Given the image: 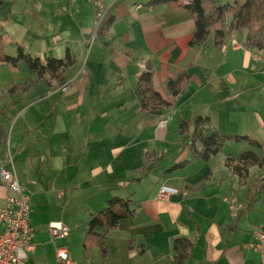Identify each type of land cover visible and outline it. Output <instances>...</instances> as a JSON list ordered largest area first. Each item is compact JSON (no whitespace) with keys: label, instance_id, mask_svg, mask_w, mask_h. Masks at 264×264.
Returning <instances> with one entry per match:
<instances>
[{"label":"crops","instance_id":"obj_1","mask_svg":"<svg viewBox=\"0 0 264 264\" xmlns=\"http://www.w3.org/2000/svg\"><path fill=\"white\" fill-rule=\"evenodd\" d=\"M2 1L0 53L14 56L19 46L42 61L68 53L76 60L59 85L46 89L39 81L12 97L8 88L34 76L23 61L0 64L6 133L0 169L12 170L31 197L34 251L25 264H60L55 246L67 248L69 264H174L177 238L193 243L185 264H260L250 242L264 228L258 209L264 191L260 204L247 207V198L242 207L239 180L224 166L238 148H252L229 142L208 162L195 159L167 170L188 160L177 126L197 116L209 118L208 134L256 142L264 162V75L253 60L264 52L246 48L245 33H228L220 47L210 33L204 45L190 48L194 18L181 7L188 0L155 6H147L154 0H105L110 17L95 39L88 0ZM147 62L154 89L171 107L144 116L136 80ZM183 72L188 84L173 97L168 84ZM6 153L11 164L4 163ZM146 153H163L165 161L124 186L141 175ZM162 186L177 194L159 198ZM10 195L0 183V208ZM114 197L131 199L135 214L116 230L97 229L108 254L103 258L94 249L85 259L86 220ZM51 223L66 227L68 236L53 241Z\"/></svg>","mask_w":264,"mask_h":264},{"label":"trees","instance_id":"obj_2","mask_svg":"<svg viewBox=\"0 0 264 264\" xmlns=\"http://www.w3.org/2000/svg\"><path fill=\"white\" fill-rule=\"evenodd\" d=\"M180 0H154L147 6H155L166 3H178ZM181 7L187 9L194 18V31L188 41L190 48L205 44L210 33L213 34L215 47H220L228 33L246 34L244 46L248 49L264 52V0H232L231 4L215 5L214 0H188L181 3ZM3 1L0 0V11ZM111 21V18L109 22ZM108 22V23H109ZM23 61L34 76V80L14 85L6 90V95L12 97L15 94L26 93L43 81L46 89H51L62 83L65 75L76 64L75 58L69 53L63 59L49 58L44 61L32 56L21 47H15V55L8 56L0 53V64L15 65ZM153 67L147 62L142 72L137 76L136 94L139 101V110L144 116L156 111L167 110L171 103L165 101L154 89L152 84ZM189 81L186 72L181 73L176 80L168 84L173 97L183 93ZM209 118L197 116L192 119L182 120L177 126L180 150H187L189 158L186 161L174 164L167 172L182 169L186 164L195 159L208 162L216 156L226 143L239 144L246 142L252 149L241 153L237 157L228 156L224 161L227 171L239 181L246 180L253 167L262 168L263 153L261 146L245 136L221 135L217 132L208 134ZM6 133L0 121V147L4 144ZM165 161V154L146 153L144 167L141 175L127 183L139 182L152 169ZM117 187L111 186L110 190ZM251 194L247 196L250 207L260 198L264 191V175L252 185ZM133 201L129 198L114 197L107 201L106 206L88 216L86 230L82 242L84 258L87 259L92 250L97 249L101 257L105 258L108 250L105 244V236L97 233V229L106 232L118 229L120 221L133 217L135 212L131 209ZM193 243L187 238H177L172 242L174 264H185L190 258Z\"/></svg>","mask_w":264,"mask_h":264},{"label":"built area","instance_id":"obj_3","mask_svg":"<svg viewBox=\"0 0 264 264\" xmlns=\"http://www.w3.org/2000/svg\"><path fill=\"white\" fill-rule=\"evenodd\" d=\"M94 10L92 39H95L110 17L105 0H88ZM255 62L262 64L264 75V58L255 54ZM66 92L67 88L62 89ZM4 163L11 164L8 153L4 155ZM0 183L5 185L11 195L6 198L4 207L0 208V264H25L34 251V229L31 225V197L19 184L14 173L0 169ZM177 194L173 188L162 186L159 198ZM49 233L53 239L61 240L68 236V229L60 223H51ZM250 247L258 254L260 264H264V228L253 233ZM57 261L69 264L68 250L65 246H55Z\"/></svg>","mask_w":264,"mask_h":264},{"label":"rangeland","instance_id":"obj_4","mask_svg":"<svg viewBox=\"0 0 264 264\" xmlns=\"http://www.w3.org/2000/svg\"><path fill=\"white\" fill-rule=\"evenodd\" d=\"M215 2V5H223V4H231L232 3V0H214ZM259 52H262V51H259ZM264 54V53H263ZM239 152L237 156H239L241 153L245 152V150L243 151H240V148H238ZM249 150V149H248ZM170 155V153H168ZM168 155V156H169ZM264 164V162H263ZM264 175V166L262 168H252L250 170V173H249V176L246 180H242V181H239L238 183V187H239V190H238V200H239V203L242 205V207H246V204H247V196L249 194H251V191H252V185L255 184V182L261 177ZM255 206H257L258 204H260V200H256L255 201ZM259 211L264 213V206H259ZM32 223V222H31Z\"/></svg>","mask_w":264,"mask_h":264}]
</instances>
